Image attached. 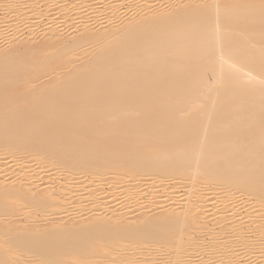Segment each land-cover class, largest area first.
I'll return each mask as SVG.
<instances>
[{
  "label": "bare ground",
  "instance_id": "bare-ground-1",
  "mask_svg": "<svg viewBox=\"0 0 264 264\" xmlns=\"http://www.w3.org/2000/svg\"><path fill=\"white\" fill-rule=\"evenodd\" d=\"M118 1L0 0V264H264V0Z\"/></svg>",
  "mask_w": 264,
  "mask_h": 264
},
{
  "label": "rangeland",
  "instance_id": "rangeland-1",
  "mask_svg": "<svg viewBox=\"0 0 264 264\" xmlns=\"http://www.w3.org/2000/svg\"><path fill=\"white\" fill-rule=\"evenodd\" d=\"M108 1H109V0H107V2H108ZM113 1H114V3H116L115 1H118V0H113ZM113 1L111 0V1H109L108 3H106V2H104V3H106V4L108 5L109 3L112 2L111 4H113ZM119 1H120V0H119ZM119 1H118V2H119ZM129 1H130V0L124 1V2H125V3L123 2L124 4L121 3L122 6H121V8L118 10L117 13H120V12H121L120 14L122 15V14H127V13H131V12H133V11L131 10V7H133L132 5L134 4V3H133L134 1L132 0V1H130V3H129ZM148 1H151V2H152V1H154V0H148ZM148 1H147V2H148ZM118 2H117V3H118ZM154 2H156V1H154ZM154 2H153V3H154ZM157 2H158V4H156V7H154V8H155V9H162V8L164 7V1H162L163 4H162V2H159V1H157ZM104 3H103V5H106V4H104ZM149 3H150V2H149ZM100 5H101V7H100L101 9H103V7H104V9H105V7L107 6V5H106V6H102V4H100ZM109 5H110V4H109ZM109 5H108V6H109ZM106 8H107V12H106V10H105V12H106V14H107L108 11H109L111 8H110V7H106ZM133 10H134V9H133ZM0 11H1L0 14L5 13V12H4V9H2V8H1ZM130 11H131V12H130ZM86 12H87V11H85V13H86ZM129 15H130V14H129ZM43 18H44V17H43ZM35 20H36V19H33V20L31 21V24H30L29 26H30V27L32 26V28L34 27L35 29L37 28L36 31H40V29L44 28V24H45V20H47V16H45V18L42 19V20H43L42 22H44V24H43L42 22H41L42 24H39V25L34 24ZM29 26H28V27H29ZM39 26H40V27H39ZM30 27H29V28H30ZM34 28H33V29H34ZM70 28H71V29H70ZM30 29H31V28H30ZM35 29H34V30H35ZM38 29H39V30H38ZM72 29H73L72 27L65 28V29L63 30L64 32L62 33V34H63L62 36H63V37H67V36L69 37V35L72 36V35L75 33V32L73 33V31H75V29H73V30H72ZM28 32H30V31H28ZM0 36H2V35L0 34ZM2 37H3V36H2ZM2 37H0V46H1V47H4V45L7 46V44H8L12 39L15 40V38H17V39L19 38V37H17V36H15V38H14V36H13L12 39H11V37H10V38H6V39H5L6 42H5V40L3 39L4 37H3V38H2ZM20 38H21V37H20ZM1 39H2V40H1ZM7 39H8L9 41H7ZM35 41H37V40H35ZM1 42H2V43H1ZM3 42H4V43H3ZM7 42H8V43H7ZM6 43H7V44H6ZM1 47H0V48H1ZM39 183L41 184L42 182H39ZM113 203H116V202H113ZM122 206H123V208H122V211H123V210H125L124 207H126V206H125L124 203L122 204Z\"/></svg>",
  "mask_w": 264,
  "mask_h": 264
}]
</instances>
